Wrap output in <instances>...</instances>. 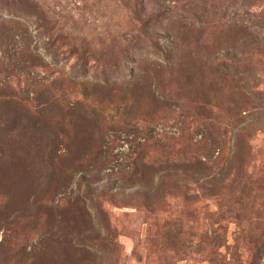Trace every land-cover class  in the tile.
Masks as SVG:
<instances>
[{
	"label": "rangeland",
	"instance_id": "obj_1",
	"mask_svg": "<svg viewBox=\"0 0 264 264\" xmlns=\"http://www.w3.org/2000/svg\"><path fill=\"white\" fill-rule=\"evenodd\" d=\"M0 1V264H264V0ZM243 23L235 117L214 58ZM166 159L196 173L149 181Z\"/></svg>",
	"mask_w": 264,
	"mask_h": 264
},
{
	"label": "trees",
	"instance_id": "obj_2",
	"mask_svg": "<svg viewBox=\"0 0 264 264\" xmlns=\"http://www.w3.org/2000/svg\"><path fill=\"white\" fill-rule=\"evenodd\" d=\"M6 25L8 24L5 22H0V26L6 27ZM255 25L259 26L260 28H264L263 26H260L259 23ZM9 31H12V29H10ZM233 32L234 34L230 37L231 39L229 40L228 43L229 46L226 48L225 52L223 51L224 53H222L221 57L218 56L214 58L215 61H218L216 63L214 71L217 74L216 78H222L224 82L226 81L228 83L227 92L223 94V97L227 100L229 104L228 108L232 112L233 116L245 117L249 115V113H243L242 109L247 104L251 103V101L255 102L253 99H255L256 97V92H255L256 76L252 71L253 69L252 62L248 58L244 57V54L246 53L247 48L258 46L260 44V40H258L259 37L258 34H255V31H249L248 27L244 25V23L241 26L234 25ZM20 37H23V35ZM10 38L13 39L14 35H10ZM36 56H40V54H37ZM190 56H191V52L188 51L184 55V58L188 60ZM244 58L248 60V62ZM196 69H202V65H199V67H197L196 64L194 63L193 66H188L184 71L183 75L185 78L183 84L185 86L187 83L192 82V79L194 77V70ZM133 81H134L133 79H130L122 86L117 87V91L120 93V96L123 97L124 101L126 100L127 91L130 90L129 85L133 84ZM136 82L134 84H137ZM194 86L195 85H193V87ZM145 87L147 88V90L149 91L151 90L152 94L155 93L152 90L153 87L150 83L148 84V86L145 85ZM114 89H116V87H114ZM214 89L215 88H208L206 89V92L208 94H211V92ZM216 90L222 93L220 88ZM129 111L130 110H128V112ZM130 115L131 114H128L127 117L128 120ZM212 134L209 135L212 137L213 136ZM213 142H210V144ZM214 144H215V148H217V142H215ZM210 156H211L210 154L207 155L206 159L208 158L210 159L211 158ZM189 163L186 162V160L180 161V159H174V160L166 159L164 161L165 168L163 170L155 169L157 173L154 172V175H153V171L152 173L150 172L151 176L149 177V181L153 177H155V174H160L161 171L163 173L162 181L160 180L162 184L170 185L172 187H178L180 183L185 181L184 179H186V177H189L190 175L196 173L195 169L193 168V165L195 163L191 165ZM200 164H203L204 167H206V164L204 163H200ZM148 187L152 188L151 185H148Z\"/></svg>",
	"mask_w": 264,
	"mask_h": 264
}]
</instances>
